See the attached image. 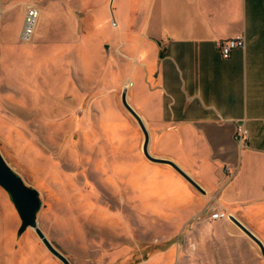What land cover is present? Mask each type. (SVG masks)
Returning a JSON list of instances; mask_svg holds the SVG:
<instances>
[{"label":"rangeland","instance_id":"rangeland-1","mask_svg":"<svg viewBox=\"0 0 264 264\" xmlns=\"http://www.w3.org/2000/svg\"><path fill=\"white\" fill-rule=\"evenodd\" d=\"M35 1L40 14L26 43L17 37L19 6L0 12V153L38 190L37 222L53 245L71 264H264L233 221L182 210L181 200L176 210L158 208L168 191L152 193L154 170L135 161L149 159L121 101L122 55L76 23L75 0ZM20 224L0 185V264H63L33 228L18 233Z\"/></svg>","mask_w":264,"mask_h":264},{"label":"crops","instance_id":"crops-1","mask_svg":"<svg viewBox=\"0 0 264 264\" xmlns=\"http://www.w3.org/2000/svg\"><path fill=\"white\" fill-rule=\"evenodd\" d=\"M31 3L37 5H0L2 14L19 6V38ZM75 3L76 23L85 22L90 36L122 55L123 87L148 132L150 154L172 160L201 188L168 163L135 156L138 168L154 170L147 173L152 193L168 191L158 208L176 210L181 200L188 212L225 209L264 240V0ZM105 28L113 29L110 38L101 34ZM59 29L58 50L65 43ZM240 35L244 47L223 57L219 42ZM240 124L248 130L245 145L234 137Z\"/></svg>","mask_w":264,"mask_h":264},{"label":"water","instance_id":"water-1","mask_svg":"<svg viewBox=\"0 0 264 264\" xmlns=\"http://www.w3.org/2000/svg\"><path fill=\"white\" fill-rule=\"evenodd\" d=\"M121 101L127 110L136 118L144 135L142 151L144 155L153 162L168 163L173 166L182 176H184L194 187L201 189L199 184L193 180L184 170H182L172 160L159 158L153 156L148 151V132L146 131L143 122L135 111V109L129 104L127 100V88H123L121 92ZM0 185L8 192L10 198L17 210V213L21 219V224L18 228V233L24 231L27 227H31L35 230L38 237L44 243L46 248L59 258L63 264H71L70 260L57 249L50 239L46 236L43 230L40 228L37 222V212L41 206V199L39 192L34 187L28 185L24 179L8 164L0 153ZM231 220L246 234L248 235L260 248L262 256H264V242L252 232L245 224H243L236 217H232Z\"/></svg>","mask_w":264,"mask_h":264},{"label":"built area","instance_id":"built-area-1","mask_svg":"<svg viewBox=\"0 0 264 264\" xmlns=\"http://www.w3.org/2000/svg\"><path fill=\"white\" fill-rule=\"evenodd\" d=\"M39 14L40 11L36 4L31 3L26 6L23 17L22 28L20 31V38L22 40L30 41L31 38L33 37ZM244 45H245V40L243 35L225 38L219 42V47L223 57H228L230 51L234 47H244ZM247 135H248V130L243 124L236 126L234 137L238 142L245 145L247 142ZM225 169L227 170L228 167L225 166ZM207 210L210 211V213L208 214V218L214 220L224 219V218L231 220L232 217H236L232 212L225 209L211 210V208H206L202 211L205 212Z\"/></svg>","mask_w":264,"mask_h":264},{"label":"bare ground","instance_id":"bare-ground-1","mask_svg":"<svg viewBox=\"0 0 264 264\" xmlns=\"http://www.w3.org/2000/svg\"><path fill=\"white\" fill-rule=\"evenodd\" d=\"M127 84H128V83H127ZM127 84H125V85L127 86ZM112 125H113V124H112ZM117 126H118V125H117ZM109 128H110V126H109ZM114 128H115V127H113V129H114ZM113 129H112V130H113ZM109 130L111 131V129H109ZM107 131H108V130H107ZM110 133H111V132H110ZM112 134H113V133H112ZM114 137H116V136H114ZM111 138H112V137H111ZM123 142H124V141H123ZM120 146H121V145H120ZM114 167H116V166L114 165ZM117 168H118V166H117ZM117 168H116V169H117ZM158 185H159V183H158ZM151 186H152V185H151ZM152 187H153V186H152ZM167 187H168V186H167ZM154 188H155V187H154ZM154 188H153V189H154ZM165 192H166V190H165ZM148 193H149V191H148ZM158 194H160V193H158ZM156 195H157V193H156ZM162 195H163V193H162ZM169 196H170V195H169ZM157 198H158V200H159L160 196H159V197L157 196ZM145 200H146V199H145ZM161 200H162V198H161ZM164 200H165V199H164ZM165 202H166V201H165ZM151 204H152V203H151ZM153 205H154V203H153ZM155 205H156V204H155ZM152 208H154V207H152ZM155 212H156V211H155ZM157 212H158V211H157Z\"/></svg>","mask_w":264,"mask_h":264}]
</instances>
